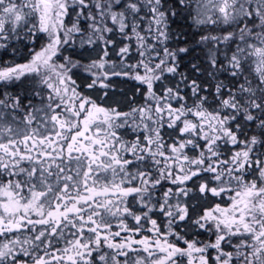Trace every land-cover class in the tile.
Listing matches in <instances>:
<instances>
[{
  "label": "snow or ice",
  "instance_id": "snow-or-ice-1",
  "mask_svg": "<svg viewBox=\"0 0 264 264\" xmlns=\"http://www.w3.org/2000/svg\"><path fill=\"white\" fill-rule=\"evenodd\" d=\"M0 264H264V0H0Z\"/></svg>",
  "mask_w": 264,
  "mask_h": 264
}]
</instances>
